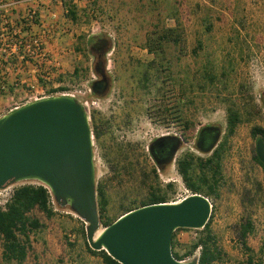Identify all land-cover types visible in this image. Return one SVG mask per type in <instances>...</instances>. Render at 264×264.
Instances as JSON below:
<instances>
[{
	"label": "rangeland",
	"instance_id": "rangeland-1",
	"mask_svg": "<svg viewBox=\"0 0 264 264\" xmlns=\"http://www.w3.org/2000/svg\"><path fill=\"white\" fill-rule=\"evenodd\" d=\"M75 3L82 11L77 23L64 17L60 0H0V15L6 21L11 17L14 20L13 9L24 16L33 9L40 11L42 27L34 26L31 36H42L45 59L51 58L47 70L57 73L69 75L76 67H92L93 54L80 51L90 38L111 43L113 50L106 56V65L116 77L115 91L113 95L92 99L100 105L96 108L99 118L109 125L108 132L93 141L97 185L107 186L110 218L121 217L125 208L141 207L153 187L166 189L173 184L169 202L183 194L186 186L176 162L166 169L156 166L149 155L150 144L159 135L172 133L181 140L177 159L185 152L204 156L194 148L197 132L214 126L221 130L222 140L227 132L228 109L233 108L242 122L227 145L220 196L210 198L211 227L225 253L218 264H241L247 260L238 233L248 220L255 227L248 245L260 256L264 247V170L253 158L256 139L251 131L254 127L264 129V0ZM165 29H175L180 40L177 44H156V56L148 47ZM2 33L11 36L4 29ZM29 66L21 71L19 79L9 68L10 87L0 94V117L21 103L27 84L36 82ZM150 67L154 70L149 74L154 76L152 80L140 79ZM94 77L90 70L77 81L68 77L67 85L81 97L80 91L89 94ZM126 101L134 105L133 119L128 123L114 107L118 106L123 114ZM53 206L57 215L51 219L39 209L30 214L44 228L31 235L32 249L25 264H104L102 258L88 250L87 235L85 238L82 232L86 231V224L68 208L55 201ZM198 236L195 231H181L177 240L188 245ZM0 264H8L3 260L1 237Z\"/></svg>",
	"mask_w": 264,
	"mask_h": 264
},
{
	"label": "water",
	"instance_id": "water-1",
	"mask_svg": "<svg viewBox=\"0 0 264 264\" xmlns=\"http://www.w3.org/2000/svg\"><path fill=\"white\" fill-rule=\"evenodd\" d=\"M93 130L86 107L72 97L54 96L0 117V189L22 183L47 187L55 202L86 224L87 241L120 264H198L178 260V229L202 230L212 216L211 201L200 194L178 203L131 210L101 230ZM264 165V138L256 140Z\"/></svg>",
	"mask_w": 264,
	"mask_h": 264
},
{
	"label": "trees",
	"instance_id": "trees-1",
	"mask_svg": "<svg viewBox=\"0 0 264 264\" xmlns=\"http://www.w3.org/2000/svg\"><path fill=\"white\" fill-rule=\"evenodd\" d=\"M60 1L62 3L64 17L68 21L77 23L80 20L82 11L79 9L77 3H75V0ZM15 10L13 9L14 20L11 17L4 21L1 17L2 15H0V40L2 42V47H0V94H3L6 88L9 89L8 87H10L8 85L9 68L17 74L16 76L19 79L22 78L21 71L27 69V62H33L30 54L32 48H35L32 44L38 35L31 36V34L34 31V26L38 28L42 27L40 11L37 10L33 19H30L21 13H17ZM83 12L87 14L86 9ZM3 29L8 31L11 36L2 33ZM176 32L175 29H165L163 33H159L155 39V43L148 47L149 51L156 53L159 47L156 48L155 45L158 44L159 46L162 42L173 41L176 44L179 43L180 35L176 34ZM24 34H26V37H23ZM104 40L98 37L90 38L87 40L86 48L80 51L86 54V50H88L93 54L92 50L94 49L95 43ZM105 41L108 42L107 40ZM39 43V66L44 67L45 62H48L51 58L47 57L46 60L41 59V54L46 50V46L43 40ZM29 44H31L30 51H28ZM110 48L111 43L108 42L107 49L109 52L113 50V48ZM155 55L157 56L158 54L156 53ZM93 66L94 62L90 69L76 67L74 72L69 75L48 69L45 71L43 77L41 75L40 77L38 76V81L40 85L47 88L51 86L50 92L55 94L69 90L70 87L67 85L68 77L70 79L72 78L73 81L80 80L84 75L86 76L87 72L92 70ZM56 84L59 87L54 89V85ZM241 122L242 119L239 112L233 108H229L227 132L222 140V133L219 128L205 126L194 137V148L204 156L196 155L193 152H185L176 159L178 172L186 188L192 193L203 195L210 201V198L214 196L218 198L220 196V190L224 186L223 161L226 155L227 145L230 138L235 135ZM187 126L189 128V124ZM251 135L256 140L259 137L264 138V129L254 127ZM178 142L180 143L181 149V140L178 139ZM253 158L264 170V165L258 159L256 152ZM173 190V184H168L166 189L153 187L149 199L143 202L141 206L169 202L168 193ZM97 195L100 221L103 228H105L114 223L118 218L111 219L109 216L110 197L107 193L105 183H98ZM35 209L41 210L50 219L57 215V211L53 206V197L50 190L43 185L34 183H25L16 187L12 199L7 204L6 210L0 208V237L3 240V260L6 263L25 264L27 261L32 249L31 235L44 228V225L39 219L31 217L30 215ZM134 209L136 208H125L124 214ZM212 217L213 215L206 227L202 230L178 229L174 233L172 247L173 253L178 260H186L198 252V264H218L223 261L225 253L219 244L218 236L211 227ZM181 231H195L199 233V236L192 243L183 245L177 240L178 232ZM82 232L86 238L85 229ZM254 232L255 227L252 221L248 220L240 226L238 237L247 256V260L241 264H264V247L260 250V256H257L254 250L248 245V237ZM69 245L74 246L73 243H69ZM178 248H183L185 251L182 252ZM88 250L93 255L102 258L104 264H120L104 250L95 251L89 246Z\"/></svg>",
	"mask_w": 264,
	"mask_h": 264
},
{
	"label": "flooded vegetation",
	"instance_id": "flooded-vegetation-1",
	"mask_svg": "<svg viewBox=\"0 0 264 264\" xmlns=\"http://www.w3.org/2000/svg\"><path fill=\"white\" fill-rule=\"evenodd\" d=\"M107 47L108 42H106L105 40L97 42L94 45V49L92 50L94 56V66L92 68V71L95 77L91 82L90 95H85V99L89 100V118L93 130V139L95 140L101 139V137L108 132L109 125L108 123L104 122L103 119L99 118V111H97L96 108L100 105H98L92 99H99L113 95V92L115 91L114 87L116 84V77L113 75V72L109 71V67L106 65V56L109 53ZM151 72H154L152 67L148 68L146 72H144L140 77V79L152 80V77L154 76L149 75ZM158 77L160 76L158 75ZM115 93L117 94V92ZM110 101L112 102V100ZM133 106V103L130 101H126L125 103H123V114L121 113V110L118 108V106L114 107L118 109V113L120 114V116H122V120L128 123L133 119ZM178 139V136L169 133L159 135L152 141L149 148V155L155 160L156 166L161 169H166L173 162H176L177 154L180 151V143L178 142Z\"/></svg>",
	"mask_w": 264,
	"mask_h": 264
},
{
	"label": "built area",
	"instance_id": "built-area-1",
	"mask_svg": "<svg viewBox=\"0 0 264 264\" xmlns=\"http://www.w3.org/2000/svg\"><path fill=\"white\" fill-rule=\"evenodd\" d=\"M36 10L33 9L30 12H28V14L26 15L28 18L33 19V16L35 15ZM42 41V36H39L38 38H36L33 41V47L30 57L32 58L33 62H27L28 65H30L29 71L30 73L36 75V82H34V84H27V88L24 90V97L21 101V103L17 104L13 110L24 106L28 103L34 102V101H39L42 99H46V98H50V97H54V96H67V97H72L74 99H76L77 101H79L80 103H82L88 113L90 112V106H89V100L85 99V95H88L86 92L82 93V91H80L81 94H83V96H79V92L73 88H69V90L66 91H61L58 93H52L49 91V89H47V87L40 85L39 81H38V76L43 77L45 71L47 70V66L50 63L51 60H49L48 62H45L44 67L39 66L40 65V61L38 60L39 57V47H40V43ZM31 44H29L28 46V51H30V46ZM110 53V52H109ZM108 53V54H109ZM46 53L45 50L43 51V53L41 54V59L42 60H46ZM26 82V81H24ZM59 87L58 84L54 85V89H57ZM4 88V87H3ZM91 93V89H89V94ZM12 110V111H13ZM165 134H169V133H165ZM176 135V134H175ZM178 136V135H176ZM94 138V137H92ZM94 140V139H93ZM25 184V183H22ZM14 191H15V185L9 186L5 189H0V208L3 210H6L7 208V204L10 202V200L12 199L13 195H14ZM191 195H194V193H192L190 190H188L186 187L184 189L183 194L178 195L177 197H175L172 201L168 202V203H178L181 202L183 199H185L186 197H189ZM53 197V196H52ZM54 198H53V203H54Z\"/></svg>",
	"mask_w": 264,
	"mask_h": 264
},
{
	"label": "crops",
	"instance_id": "crops-1",
	"mask_svg": "<svg viewBox=\"0 0 264 264\" xmlns=\"http://www.w3.org/2000/svg\"><path fill=\"white\" fill-rule=\"evenodd\" d=\"M13 109H10L7 113L11 112Z\"/></svg>",
	"mask_w": 264,
	"mask_h": 264
}]
</instances>
